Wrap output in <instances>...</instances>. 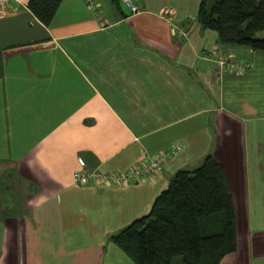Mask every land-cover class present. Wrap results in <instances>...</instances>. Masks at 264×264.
<instances>
[{
	"label": "crops",
	"instance_id": "0c3cea01",
	"mask_svg": "<svg viewBox=\"0 0 264 264\" xmlns=\"http://www.w3.org/2000/svg\"><path fill=\"white\" fill-rule=\"evenodd\" d=\"M28 1L0 14V264H136L110 236L207 154L236 212V249L219 264H264V51L221 42L201 0H141L135 13L62 0L48 25ZM219 53L252 67L216 73ZM175 141L160 173L75 180L80 158L121 171Z\"/></svg>",
	"mask_w": 264,
	"mask_h": 264
},
{
	"label": "trees",
	"instance_id": "16d2710c",
	"mask_svg": "<svg viewBox=\"0 0 264 264\" xmlns=\"http://www.w3.org/2000/svg\"><path fill=\"white\" fill-rule=\"evenodd\" d=\"M61 1L29 0L27 7L48 25ZM197 17L221 42L264 51V0H201ZM110 240L136 264H219L236 249V212L223 166L207 154L194 170H178L150 211Z\"/></svg>",
	"mask_w": 264,
	"mask_h": 264
},
{
	"label": "built area",
	"instance_id": "2783aa9c",
	"mask_svg": "<svg viewBox=\"0 0 264 264\" xmlns=\"http://www.w3.org/2000/svg\"><path fill=\"white\" fill-rule=\"evenodd\" d=\"M86 1L91 8L96 7L95 0ZM120 2L130 13L138 12L142 8L141 0H120ZM6 3L7 0H0V14L4 13ZM179 32L185 34L184 28L179 29ZM214 61L216 65V73H220L222 69L244 72L252 67V64L248 61L235 60L226 57L222 53H219ZM183 145V141H175L168 149L147 158L142 164L131 166L123 171L101 172L95 169H87L85 168L84 161L80 158L79 160L83 168L75 172V180L81 185H86L91 182L95 184L111 185L125 184L135 180L144 179L150 175L160 173L163 170L166 160L171 155L180 151L183 148Z\"/></svg>",
	"mask_w": 264,
	"mask_h": 264
},
{
	"label": "rangeland",
	"instance_id": "374dc122",
	"mask_svg": "<svg viewBox=\"0 0 264 264\" xmlns=\"http://www.w3.org/2000/svg\"><path fill=\"white\" fill-rule=\"evenodd\" d=\"M97 6H98V5L96 4V7H94V8H97ZM92 9H93V8H92ZM84 164H85V163H84ZM85 167H86V166H85ZM81 168H83V166L80 167L79 169H81ZM128 168H129V167H128ZM79 169H77V170H79ZM77 170H76V171H77ZM124 170H125V169H124ZM76 171H75V172H76ZM121 171H123V170H121ZM108 172H110V171H108ZM74 177H75V173H74ZM179 263L181 264V260L179 261Z\"/></svg>",
	"mask_w": 264,
	"mask_h": 264
}]
</instances>
